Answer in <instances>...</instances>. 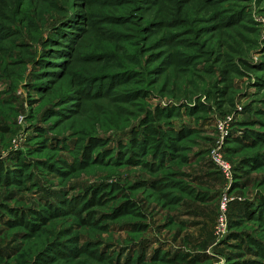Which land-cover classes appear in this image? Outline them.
I'll use <instances>...</instances> for the list:
<instances>
[{
  "label": "rangeland",
  "instance_id": "374dc122",
  "mask_svg": "<svg viewBox=\"0 0 264 264\" xmlns=\"http://www.w3.org/2000/svg\"><path fill=\"white\" fill-rule=\"evenodd\" d=\"M263 159L264 0H0V264H264Z\"/></svg>",
  "mask_w": 264,
  "mask_h": 264
},
{
  "label": "trees",
  "instance_id": "16d2710c",
  "mask_svg": "<svg viewBox=\"0 0 264 264\" xmlns=\"http://www.w3.org/2000/svg\"><path fill=\"white\" fill-rule=\"evenodd\" d=\"M59 29V28H58ZM59 35H61L62 37H66V34H64V31H59L58 32ZM68 38H71V37H68ZM72 39V38H71ZM70 39V40H71ZM152 120V119H151ZM150 123V124H149ZM152 124V121L151 122H148L147 123V126H148V129L150 128L151 130H148L147 132L149 133H158L156 131V128L153 127ZM188 130L190 131L191 129H189L188 127H184L183 129L181 130H178L177 132V135H180L182 136L183 134H188ZM238 138L243 141V142H252L254 143L253 139L250 137V135H244V136H238ZM246 138V139H245ZM99 139V138H98ZM97 138H92L91 139V147L92 145L95 144V146L98 144V143H101L102 140H98ZM136 140V139H135ZM134 141V140H133ZM145 142V141H144ZM144 142H142V145L140 146L141 148H143V144ZM89 150H87V154H86V157H89L90 154H89ZM163 158V157H162ZM264 160V159H263ZM133 159L130 160V162H132ZM134 162V161H133ZM249 163H252V166L254 168H259L260 166H262V160L260 158H257V159H254V160H249L248 161ZM145 164H151V163H147V162H144ZM8 170H7V167L2 163H0V177L5 173L6 175L8 174L7 173ZM5 175V176H6ZM7 178H9V176H7ZM91 190V189H90ZM92 191V190H91ZM89 199V203H92V202H97L99 199L98 197H96V195H94V192L92 193V195H90V192L87 191L86 193V196H85V200L84 203ZM88 203V204H89ZM49 209H48V212L50 213L51 216H59V214H61L62 212H64V208L62 206H57V205H54L52 204L51 202H48L47 203ZM126 207L127 208H123L121 210H119L118 212H120V214H126V213H130V209H129V206H128V203L126 204ZM255 204L253 202H250V203H247L246 207H245V212H246V215L247 216H250L256 209H255ZM16 211V210H15ZM17 212V211H16ZM35 214L38 215V218L39 220H42L44 223H45V220L46 218L43 217L41 215V213L39 211H34ZM15 217L13 219H8V222L9 224H17V225H23V226H27L31 229H34V227H36V224H34V222L32 220H29L27 219V214L25 212H23V214L19 215L18 214H14ZM261 217L264 218V215H261ZM83 219V218H82ZM84 224H87L89 223L88 220L86 219H83L82 221ZM13 226V225H12ZM232 238L233 239H238V240H241L242 243H244L245 246H247V248H251V245H253L255 248H256V251L261 254L263 257H264V246L255 238L253 237L252 235H247V237L242 234V233H236V232H233L231 234ZM248 263V261L246 262Z\"/></svg>",
  "mask_w": 264,
  "mask_h": 264
},
{
  "label": "built area",
  "instance_id": "2783aa9c",
  "mask_svg": "<svg viewBox=\"0 0 264 264\" xmlns=\"http://www.w3.org/2000/svg\"><path fill=\"white\" fill-rule=\"evenodd\" d=\"M215 162L221 166L222 170L226 174H230V167L228 163H226L223 159H221L220 156L215 157ZM230 199L227 194H222L221 199H220V212L218 215L217 219V224H216V232L219 235H224L229 226V216H228V205H229Z\"/></svg>",
  "mask_w": 264,
  "mask_h": 264
}]
</instances>
